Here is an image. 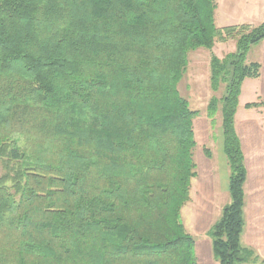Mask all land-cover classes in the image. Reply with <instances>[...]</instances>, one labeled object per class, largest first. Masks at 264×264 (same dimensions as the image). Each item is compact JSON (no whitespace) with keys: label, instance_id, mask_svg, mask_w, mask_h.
<instances>
[{"label":"trees","instance_id":"trees-1","mask_svg":"<svg viewBox=\"0 0 264 264\" xmlns=\"http://www.w3.org/2000/svg\"><path fill=\"white\" fill-rule=\"evenodd\" d=\"M214 0H0V264H198L183 224L198 176L178 90L190 52L210 58L206 118L221 116L229 202L210 226L218 264L243 246L247 172L234 117L264 23L218 28ZM264 103L247 104L258 108ZM203 154L211 159L208 148Z\"/></svg>","mask_w":264,"mask_h":264},{"label":"rangeland","instance_id":"rangeland-1","mask_svg":"<svg viewBox=\"0 0 264 264\" xmlns=\"http://www.w3.org/2000/svg\"><path fill=\"white\" fill-rule=\"evenodd\" d=\"M214 1L216 3V0ZM232 1L236 4L242 0ZM248 2L256 3V10L261 14L259 20L264 23V0H248ZM235 51V42L228 41L215 43L210 51L200 48L190 52L186 72L178 86L180 95L199 115L194 120L197 143L194 160L197 164L198 176L191 182L190 201L182 208L184 227L197 241L210 240L205 232L219 218L223 206L229 202V194L226 190L228 169L221 150V116L220 112L215 115V127L212 128L210 121L206 118V107L212 97L219 99L224 93V85L216 93L210 89L211 56L222 59L225 55ZM204 147L209 149L211 159L204 156L202 150ZM247 194L248 198H253L252 195L254 197L259 195L264 199V191L253 194L247 192ZM203 243L200 242L199 245ZM208 263L213 264L202 259L199 264Z\"/></svg>","mask_w":264,"mask_h":264},{"label":"crops","instance_id":"crops-1","mask_svg":"<svg viewBox=\"0 0 264 264\" xmlns=\"http://www.w3.org/2000/svg\"><path fill=\"white\" fill-rule=\"evenodd\" d=\"M216 3L214 24L218 28L240 24L255 26L263 22L259 20L261 14L256 10L255 2L242 0L233 4L232 0H216ZM246 62L258 63L260 75L256 79L243 81L234 117V127L240 140L247 172L243 211L245 226L241 242L264 260V199L259 195L248 198L247 194V192L253 194L264 191V106L246 108L247 104L264 103V40L250 46L246 54ZM200 242L204 243L199 245ZM195 251L198 264L201 259L218 264L212 254L211 240H196Z\"/></svg>","mask_w":264,"mask_h":264}]
</instances>
